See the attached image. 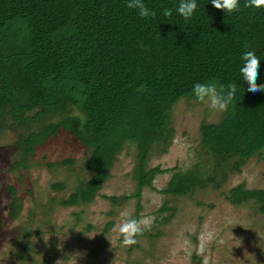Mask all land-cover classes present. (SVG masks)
<instances>
[{
	"label": "trees",
	"instance_id": "16d2710c",
	"mask_svg": "<svg viewBox=\"0 0 264 264\" xmlns=\"http://www.w3.org/2000/svg\"><path fill=\"white\" fill-rule=\"evenodd\" d=\"M179 2L144 0L156 16L141 19L125 0H0V132L17 135L13 147L21 159L14 168L29 169L37 151L62 134L90 153L89 176L57 202L60 207L92 204L128 146L136 150L131 177L137 190L105 197L113 205L140 200L157 176L171 175L162 194L185 197L221 190L248 161L264 162V92H249L239 72L247 43L261 60L257 83L264 84V8L226 15L211 0H196V12L185 21L176 12ZM200 81L218 89L237 83L235 99L219 121L201 125L192 167H151L153 151L167 153L175 135L173 107L196 101L192 87ZM72 165L70 159L45 164ZM225 195L232 205L253 202L264 214V190L242 183ZM11 196L16 219L22 202L13 190Z\"/></svg>",
	"mask_w": 264,
	"mask_h": 264
},
{
	"label": "rangeland",
	"instance_id": "374dc122",
	"mask_svg": "<svg viewBox=\"0 0 264 264\" xmlns=\"http://www.w3.org/2000/svg\"><path fill=\"white\" fill-rule=\"evenodd\" d=\"M223 113L207 103L180 101L172 110L175 135L169 150L163 154L156 148L149 165L192 167L201 148V125L219 121ZM16 141L15 133L0 132V264H264V214L253 202L232 205L225 195L242 183L264 190V162L248 161L240 173L229 175L221 190L209 187L185 197L162 194L171 175L157 176L153 189L144 188L140 200L113 205L105 197L131 196L137 190L131 177L136 150L128 146L92 204L63 208L57 202L89 176L90 153L62 134L37 151L29 169L17 170L14 166L21 157L14 151ZM65 159L73 165L45 166ZM57 183H64L67 190L54 191ZM12 190L23 208L16 219L10 216ZM164 206L171 211L160 212ZM121 212L151 220V227L134 245L125 246L113 230ZM43 237H49L47 243Z\"/></svg>",
	"mask_w": 264,
	"mask_h": 264
},
{
	"label": "clouds",
	"instance_id": "9594fccd",
	"mask_svg": "<svg viewBox=\"0 0 264 264\" xmlns=\"http://www.w3.org/2000/svg\"><path fill=\"white\" fill-rule=\"evenodd\" d=\"M211 3L214 8L224 11L226 15L243 9L259 10L264 8V0H244L243 5H241V0H211ZM125 7L135 11L141 19L156 16V12L150 9L144 0H125ZM197 8L196 0H180L176 12L187 21L193 17ZM165 14L171 16L172 12L169 10ZM241 61L239 72L241 80L247 82V90L252 93L264 92V84L257 83L261 60L247 43L244 45ZM236 92L237 83L235 82L221 84L219 89L215 83L210 81L196 82L192 87V95L197 102L207 103L212 110L219 112L227 111L228 106L235 99ZM150 227L151 220L149 218H135L128 212H121L119 222L114 225L113 230L122 236L125 246H131L136 244L138 242L136 238L143 235L144 231ZM48 239L49 237L47 240L44 238L46 243ZM57 247H62V245H57ZM56 264H59V261Z\"/></svg>",
	"mask_w": 264,
	"mask_h": 264
}]
</instances>
